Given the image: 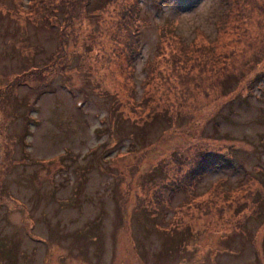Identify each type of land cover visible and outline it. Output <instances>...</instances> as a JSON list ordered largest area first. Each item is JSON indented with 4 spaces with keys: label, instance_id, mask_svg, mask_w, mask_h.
Segmentation results:
<instances>
[{
    "label": "rangeland",
    "instance_id": "1",
    "mask_svg": "<svg viewBox=\"0 0 264 264\" xmlns=\"http://www.w3.org/2000/svg\"><path fill=\"white\" fill-rule=\"evenodd\" d=\"M138 1L0 0V264H264V0Z\"/></svg>",
    "mask_w": 264,
    "mask_h": 264
},
{
    "label": "trees",
    "instance_id": "2",
    "mask_svg": "<svg viewBox=\"0 0 264 264\" xmlns=\"http://www.w3.org/2000/svg\"><path fill=\"white\" fill-rule=\"evenodd\" d=\"M32 1H33L32 7H33V10L36 12V14H38L37 10L39 9L43 13V14H39L40 17L41 16L46 17V18L53 17L52 16L53 10L52 9L50 10L49 9L50 6L46 5V4H48V2H46L47 0H32ZM112 1L113 0H103L102 3L107 5V4L112 3ZM157 1H159V3H160V2H163L164 0H157ZM235 1L240 2V0H235ZM121 4H122V6H121L122 9L119 11V18L117 20L116 27H117V29H119V32H120L122 38L124 40H126V42L124 44L129 43V45H130L131 42H132L131 44H133V43L136 44L139 41L138 26H137L139 24V19H138L139 11H140L139 1L138 0H121ZM247 12H248V9H247ZM121 24H122V26H120ZM123 28H125V29L123 30ZM121 30H123L125 33L123 34ZM161 39H165L166 41H170V42L176 41L178 43H182L181 37L178 35V33H175V31H172V30H168V32H164L161 30ZM65 49H66V47H65ZM204 60L207 62L209 59H204ZM196 66L198 67V63L196 64ZM212 70H213V67L211 66V71ZM211 71H210V69H208L206 71V75L211 74ZM226 79H228V77ZM249 178H250L249 176H246L244 178L245 180L243 179L240 182L241 185H244L248 181ZM239 186L240 185H238V187ZM229 189L230 188L227 187V188H224L223 191L224 192L226 190L229 191ZM255 216L257 218V217H259V214L255 215ZM245 222H247V219L243 218V224L246 225Z\"/></svg>",
    "mask_w": 264,
    "mask_h": 264
},
{
    "label": "flooded vegetation",
    "instance_id": "3",
    "mask_svg": "<svg viewBox=\"0 0 264 264\" xmlns=\"http://www.w3.org/2000/svg\"><path fill=\"white\" fill-rule=\"evenodd\" d=\"M120 261H122V260H120ZM120 264V263H119Z\"/></svg>",
    "mask_w": 264,
    "mask_h": 264
}]
</instances>
